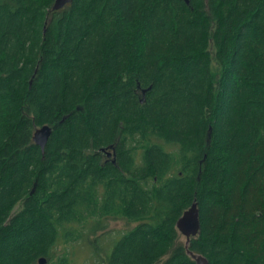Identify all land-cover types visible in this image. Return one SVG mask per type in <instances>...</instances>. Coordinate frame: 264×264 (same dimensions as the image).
<instances>
[{"label":"trees","instance_id":"trees-1","mask_svg":"<svg viewBox=\"0 0 264 264\" xmlns=\"http://www.w3.org/2000/svg\"><path fill=\"white\" fill-rule=\"evenodd\" d=\"M54 2L0 0V264H264V0Z\"/></svg>","mask_w":264,"mask_h":264},{"label":"rangeland","instance_id":"rangeland-1","mask_svg":"<svg viewBox=\"0 0 264 264\" xmlns=\"http://www.w3.org/2000/svg\"><path fill=\"white\" fill-rule=\"evenodd\" d=\"M103 229L97 231L98 240L94 235H90V239L82 237L60 244L58 252L69 253L72 264H106L105 257L110 252L114 241L127 229L132 228L135 222H129L120 217H110L104 222ZM183 242L186 241L185 236H181Z\"/></svg>","mask_w":264,"mask_h":264},{"label":"water","instance_id":"water-1","mask_svg":"<svg viewBox=\"0 0 264 264\" xmlns=\"http://www.w3.org/2000/svg\"><path fill=\"white\" fill-rule=\"evenodd\" d=\"M72 0H55L53 5V10L57 11L64 8L66 5L71 3ZM187 4L190 0H185ZM147 89L143 90L145 94ZM53 127L50 125H43L42 127L36 128L34 132L33 140L45 152L46 145L52 135ZM103 151H108L106 148H102ZM115 151V150H114ZM109 154H112L109 151ZM177 228L183 236L186 237V247L190 243L192 237L197 236L200 233L201 222H200V210L198 207V202L195 200L192 205L183 213V215L177 221ZM188 253L196 260L197 264H208V260L202 254H196L190 250ZM47 258L41 257L39 259V264H46Z\"/></svg>","mask_w":264,"mask_h":264},{"label":"flooded vegetation","instance_id":"flooded-vegetation-1","mask_svg":"<svg viewBox=\"0 0 264 264\" xmlns=\"http://www.w3.org/2000/svg\"><path fill=\"white\" fill-rule=\"evenodd\" d=\"M110 152L112 154H109V150L107 152L108 158H110V159L112 158V161L115 162V151H114V149H111Z\"/></svg>","mask_w":264,"mask_h":264}]
</instances>
